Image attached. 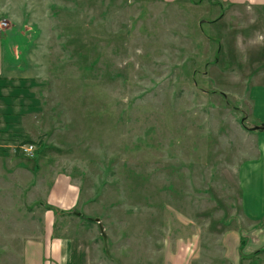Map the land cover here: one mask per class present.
<instances>
[{
    "label": "rangeland",
    "instance_id": "rangeland-1",
    "mask_svg": "<svg viewBox=\"0 0 264 264\" xmlns=\"http://www.w3.org/2000/svg\"><path fill=\"white\" fill-rule=\"evenodd\" d=\"M6 20L10 89L34 111L0 136V264L40 243L56 264L62 241L59 264H160L194 234L214 264V240L248 223L242 176L264 143V7L59 0ZM255 177L262 197L264 163Z\"/></svg>",
    "mask_w": 264,
    "mask_h": 264
},
{
    "label": "crops",
    "instance_id": "crops-1",
    "mask_svg": "<svg viewBox=\"0 0 264 264\" xmlns=\"http://www.w3.org/2000/svg\"><path fill=\"white\" fill-rule=\"evenodd\" d=\"M137 2H150L159 0H134ZM165 3H177L179 0H161ZM185 1V0H183ZM218 3H225L231 5H248L264 7V0H214ZM59 0H0V18L8 19L9 21L21 24V10L25 7L31 8L36 3H58ZM209 2V1H208ZM18 10V15L14 12ZM20 16V17H19ZM14 33H9V37H0V136L8 135L11 132H20L23 134L27 130V119L30 117V111L27 109L22 110L27 99L30 98L26 95L25 90L12 87L10 83L18 80L20 85L22 79L17 77V69L14 64V46L11 42L10 36ZM17 57V55H15ZM21 71V70H20ZM19 71V72H20ZM27 98V99H26ZM26 99V101H25ZM32 101V100H31ZM18 109L19 113H16ZM29 114V115H28ZM22 120V121H21ZM264 132V131H262ZM7 139H1L0 142L6 143ZM2 151L8 155L13 154L14 150L11 145H4ZM264 163V143L260 146L259 157L246 167L243 172L242 182L246 184V195L243 198L245 201L244 211L248 215V223L238 225L233 228H228L222 232L219 238L214 240V264H264V194L261 197V184L260 177H255V172L262 168ZM13 169V167H11ZM17 171V167L14 168ZM70 192H72L70 190ZM69 192V193H70ZM71 200V202H70ZM77 198L68 199L64 209H70L75 206ZM256 201V204L254 203ZM53 204V203H52ZM255 204L256 207H252ZM56 205V204H53ZM62 209V210H64ZM250 220V222H249ZM63 242V241H62ZM60 253L52 251L51 260L59 264V258L65 254H70L71 247H74V242L66 241L62 244ZM166 242V241H165ZM164 242V243H165ZM167 246L162 250V261L160 264H197L200 258V250H202L201 241L198 235L194 234L188 240L177 239L171 241L168 239ZM166 244V243H165ZM35 257L30 261L31 264H47V251L49 250L46 243H40L35 247ZM61 254V255H60ZM30 257V258H31ZM71 257L60 264H70ZM53 262V263H54Z\"/></svg>",
    "mask_w": 264,
    "mask_h": 264
},
{
    "label": "built area",
    "instance_id": "built-area-1",
    "mask_svg": "<svg viewBox=\"0 0 264 264\" xmlns=\"http://www.w3.org/2000/svg\"><path fill=\"white\" fill-rule=\"evenodd\" d=\"M9 26V22L6 19L0 18V32L5 31ZM23 153L28 157H34L35 146L28 144L23 147Z\"/></svg>",
    "mask_w": 264,
    "mask_h": 264
},
{
    "label": "trees",
    "instance_id": "trees-1",
    "mask_svg": "<svg viewBox=\"0 0 264 264\" xmlns=\"http://www.w3.org/2000/svg\"><path fill=\"white\" fill-rule=\"evenodd\" d=\"M255 130L264 131V124H262L260 127H256Z\"/></svg>",
    "mask_w": 264,
    "mask_h": 264
}]
</instances>
